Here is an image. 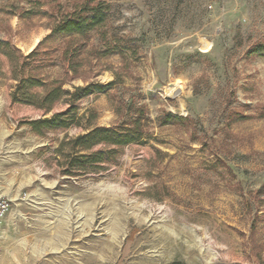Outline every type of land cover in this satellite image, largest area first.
I'll use <instances>...</instances> for the list:
<instances>
[{
  "label": "rangeland",
  "instance_id": "rangeland-1",
  "mask_svg": "<svg viewBox=\"0 0 264 264\" xmlns=\"http://www.w3.org/2000/svg\"><path fill=\"white\" fill-rule=\"evenodd\" d=\"M81 1L0 0V192L12 201L9 234L25 262L264 264V55H245L264 43V0H98L111 6L107 23L75 36L73 72L60 59L68 37L50 27L60 6ZM3 42L70 93L117 81L45 115L11 101ZM129 104L152 122L143 142L93 163L82 155L111 148L64 145L119 124ZM70 107L67 128L37 134L28 125ZM167 113L188 121L162 126Z\"/></svg>",
  "mask_w": 264,
  "mask_h": 264
},
{
  "label": "trees",
  "instance_id": "trees-1",
  "mask_svg": "<svg viewBox=\"0 0 264 264\" xmlns=\"http://www.w3.org/2000/svg\"><path fill=\"white\" fill-rule=\"evenodd\" d=\"M110 8L111 6L108 3L98 0L74 2L67 10H62L61 6L59 7V20H55L50 29L52 33H59L68 37V39H65L63 42L64 47L60 52V59L63 63L65 62L71 65V71L74 72L75 70L76 59L82 48V46L79 45V39L75 38V36H86L91 31L103 29L107 23ZM118 40L119 38L113 37L112 42H118ZM3 43L5 46L3 53L10 61L12 79L16 81V86L11 93V101L13 103L33 106L41 110L45 115L49 114L54 106L65 97H71L72 100L76 101L93 91H107L117 81L115 79L107 85L95 84L76 87L75 91L70 93L68 90L63 89V83L58 80H54L48 84L44 83L42 78L32 74V70H27L28 64L19 60L20 58L16 55L17 53L14 47L7 42ZM105 49L109 51V49H111L110 45H107ZM38 53V50L35 49L26 58L31 59ZM110 53L123 55V52H120V50L116 48H112ZM245 55L263 56L264 43H257L249 46ZM37 88L43 89V92L41 94L34 92L33 90ZM74 110L73 107H70V109L65 112L53 113L50 117L42 120L30 121L28 125L31 127V130L37 134H41L43 131L47 130L67 128L74 123L75 115L71 114ZM187 121L188 120H185L181 116L167 113L159 120V124L162 126L183 125ZM151 123L148 112L144 106L129 104L126 107L125 118L121 120L119 124L88 130L85 134L78 135L67 141L64 145H68L71 151L75 149L89 151L94 145L102 143L107 145L109 149L111 148L107 150V153L97 152V154L94 155L95 158H90L92 154L82 156L92 159V161H90L92 163L110 160L111 158H103V154H111L112 151H115L114 148L117 147L143 142L144 138L150 134ZM77 160V158H73L70 166L74 167L76 163L80 164V162H76ZM65 173L72 174L73 172L66 169Z\"/></svg>",
  "mask_w": 264,
  "mask_h": 264
},
{
  "label": "crops",
  "instance_id": "crops-1",
  "mask_svg": "<svg viewBox=\"0 0 264 264\" xmlns=\"http://www.w3.org/2000/svg\"><path fill=\"white\" fill-rule=\"evenodd\" d=\"M11 226V220L6 217L3 223V234L0 240L2 246L0 264H32L33 262H25L21 248L9 234Z\"/></svg>",
  "mask_w": 264,
  "mask_h": 264
},
{
  "label": "built area",
  "instance_id": "built-area-1",
  "mask_svg": "<svg viewBox=\"0 0 264 264\" xmlns=\"http://www.w3.org/2000/svg\"><path fill=\"white\" fill-rule=\"evenodd\" d=\"M12 206V201L0 192V240L3 234V223ZM2 251L0 241V253Z\"/></svg>",
  "mask_w": 264,
  "mask_h": 264
},
{
  "label": "bare ground",
  "instance_id": "bare-ground-1",
  "mask_svg": "<svg viewBox=\"0 0 264 264\" xmlns=\"http://www.w3.org/2000/svg\"><path fill=\"white\" fill-rule=\"evenodd\" d=\"M177 88H178V84H177V83L171 85V86L168 88V90H167L168 94H169V95H170V94H173V93L176 91Z\"/></svg>",
  "mask_w": 264,
  "mask_h": 264
}]
</instances>
